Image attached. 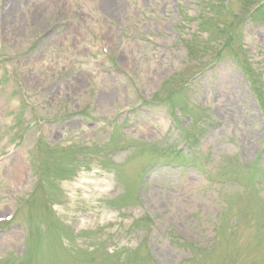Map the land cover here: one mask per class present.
Returning <instances> with one entry per match:
<instances>
[{
  "label": "rangeland",
  "instance_id": "obj_1",
  "mask_svg": "<svg viewBox=\"0 0 264 264\" xmlns=\"http://www.w3.org/2000/svg\"><path fill=\"white\" fill-rule=\"evenodd\" d=\"M0 264H264V0H0Z\"/></svg>",
  "mask_w": 264,
  "mask_h": 264
},
{
  "label": "bare ground",
  "instance_id": "obj_2",
  "mask_svg": "<svg viewBox=\"0 0 264 264\" xmlns=\"http://www.w3.org/2000/svg\"><path fill=\"white\" fill-rule=\"evenodd\" d=\"M108 2H110V1H108ZM21 167L20 166H17V169H15V170H17V173H19V169H20Z\"/></svg>",
  "mask_w": 264,
  "mask_h": 264
}]
</instances>
